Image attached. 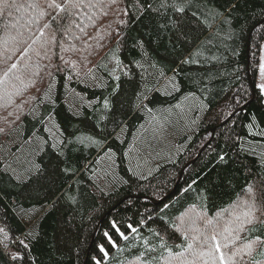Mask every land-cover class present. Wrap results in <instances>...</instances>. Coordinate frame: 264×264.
Listing matches in <instances>:
<instances>
[{"label": "trees", "instance_id": "obj_1", "mask_svg": "<svg viewBox=\"0 0 264 264\" xmlns=\"http://www.w3.org/2000/svg\"><path fill=\"white\" fill-rule=\"evenodd\" d=\"M131 3L125 0L121 5L128 8L129 16H117L109 9L95 27L89 26L83 39L90 47L85 49L81 41H75L81 50L63 54L76 62L75 69L56 56L53 64L63 70L55 72L54 78L45 77L43 83L35 78L36 87L27 89L14 78L0 85L2 90L15 84L29 97H36L11 124V135H0L4 146L0 148V264H95L97 259L103 264H140L137 258L144 251L143 241L158 243L154 231L160 230L161 216L178 222L193 204L201 205V196L206 195L205 210L215 217L244 199L249 185H259L264 179L259 156L251 155L254 149L249 145L264 146V102L257 87L264 0H205L208 9L223 17L210 18L212 27L203 34H190L194 50L205 36L210 39L199 47L195 63L184 65H178V58L186 56L184 47L173 52L167 36L158 40L155 20H136L138 13ZM117 20L128 23L122 26ZM97 34L102 39H95ZM113 54L123 64L116 74L121 77L119 100L111 98L115 115L108 113L107 119L99 120L102 99L116 84L108 65ZM18 57L19 53L13 61ZM5 67L0 65V75ZM161 67L166 73L163 77L158 76ZM174 68H178L177 89L169 83ZM90 70L99 74V83L89 85ZM125 70L131 79L123 75ZM22 75L27 83L30 74ZM49 80L54 94L45 100ZM143 94L148 99L141 105L136 97ZM52 123L73 143L62 149L58 145L64 153L59 157L47 145L44 153L29 156L37 137L54 143L44 131ZM80 135H92L104 141V146L75 142ZM13 152L41 164L45 174L39 181H19L2 170L7 162L17 167ZM220 155L225 156V163L219 161ZM64 167L71 172H63ZM113 222L128 235L127 241L115 235ZM128 224L138 228L135 238ZM257 228L251 238L264 235V225ZM105 232L113 236L117 248L108 243ZM169 242L180 243L179 234ZM100 245L108 257H103ZM11 252L24 258L13 260ZM254 259L264 264L259 253Z\"/></svg>", "mask_w": 264, "mask_h": 264}, {"label": "snow or ice", "instance_id": "obj_2", "mask_svg": "<svg viewBox=\"0 0 264 264\" xmlns=\"http://www.w3.org/2000/svg\"><path fill=\"white\" fill-rule=\"evenodd\" d=\"M124 2L125 0H0V63L6 65L3 74L0 75V85H6L14 78L24 86V89H27L30 85L36 87L35 78H39L40 83L44 82L45 77L54 78L55 72L63 70L60 65L53 64V57L56 56L64 65H70L72 69H75L76 62L65 59L63 54L81 50L77 48L75 41H81L85 49L90 47L83 37L88 35L89 26L95 27V22L100 16L108 15L109 9H112L117 16L120 14L129 16L128 8L121 7ZM131 7L138 13L136 20H140L141 17L150 21L155 20L157 39L167 36L168 44L172 46L173 52H176L178 46L184 47L186 56L178 58V65L195 63L194 55L198 56L199 47L210 39L205 36L201 45L194 50L190 47L192 44L190 34L194 32L203 34L206 28L212 27L208 23L210 18L215 21L218 17H223V13L208 9L205 0H132ZM232 7H235V4ZM116 22L122 26L128 23L124 20ZM94 38L102 39L99 34ZM117 43L119 44L120 41ZM17 53L19 57L13 61ZM111 58L115 60V69L123 67L122 61L115 54ZM10 61L12 62L9 63ZM21 61H23L22 65ZM42 61H48V63L42 64ZM151 67L156 68L157 65L152 64ZM171 71L173 75L169 78V83L172 84L173 89H177L175 79L178 68ZM22 74H30L27 83ZM260 74L264 78V63L260 65ZM76 75L79 76V72ZM87 75L95 79L91 70ZM110 75L116 84L111 87L108 96L102 99L99 120L107 119L108 113L114 116L115 104L111 98L115 97L117 101L119 100L121 77L115 74V70ZM123 75L131 79L129 71H123ZM165 75L161 67L158 70V76ZM66 79L70 80L72 77L68 76ZM257 87L264 91V83L258 84ZM37 91L39 92V88ZM50 94L51 80L43 93V98H50ZM22 97L23 90L15 84H11L10 87L5 86L0 90V107L8 108L15 104L9 116H15L18 120L24 105L36 99V97L27 99ZM15 98H21L19 104L15 103ZM136 99L143 105V101L147 100L148 96L147 94L137 95ZM31 111L34 113L35 109ZM49 120H52V113H49ZM5 122L8 127H0V135L8 137L11 135L9 131L11 123L6 118ZM44 131L49 133V138L53 139L54 143L49 145L48 139L37 137L35 148L29 156H39L44 153L47 145L59 157L64 153L58 150L57 146H61L62 149L73 143L72 139L64 137V132L57 123H52L50 127L45 126ZM123 131L124 129L121 128L120 132ZM85 141L97 147L104 146V141L97 140L92 135L75 136V142L83 144ZM25 143H32V141L26 140ZM3 147L0 145V148ZM107 151L111 154V149ZM11 154L15 157L14 163L17 167H13V162H7L2 170L13 173L17 180L39 181L45 174L44 168L34 159L20 158L15 152ZM251 155L256 156L254 150ZM219 161L225 163V156L220 155ZM259 164L264 168V152L259 155ZM61 170L65 173L71 172V169L67 167ZM100 191L103 192V189L100 188ZM244 192V199L234 202L229 209H222L215 217H209L205 210L209 198L206 195L201 196V205L193 204L179 217L178 222L165 221L161 216L160 220L163 223L160 230L154 231L158 243L153 245L148 240L143 241L144 251L137 258L140 264H260L259 260L254 259V255L259 253L260 256H264V235L251 237L252 233L259 231L257 225H264V179L259 185H249ZM69 198L74 200L72 197ZM167 207V205L164 206V208ZM112 228L116 236L125 241L128 240V235L121 231L115 222L112 223ZM127 228L134 238L138 235L139 230L134 225L128 224ZM177 233L180 243H170L169 241L173 240L174 234ZM104 235L113 248L118 247L112 235L108 232ZM20 243L24 248L28 247L23 241ZM99 251L103 257H108L109 253L103 245L99 246ZM152 253L156 255H151ZM23 258L18 254L12 255L13 260ZM95 264H103V261L97 259Z\"/></svg>", "mask_w": 264, "mask_h": 264}, {"label": "rangeland", "instance_id": "obj_3", "mask_svg": "<svg viewBox=\"0 0 264 264\" xmlns=\"http://www.w3.org/2000/svg\"><path fill=\"white\" fill-rule=\"evenodd\" d=\"M262 63H264V43H263V46H262V49H261L260 65H261ZM0 65L2 66V64H0ZM108 65H109L111 71L113 72V71L115 70V74H117V69H115V60H114V59H110V60L108 61ZM259 68H260V66H259ZM94 75H95V79H93V78L90 76L91 83H90L89 85H93V84H97V83H99V82H98V76H99V74L96 73V72H94ZM260 83H264V78L261 77L260 69H259V73H258V77H257V85L260 84ZM16 84H17V85H22V84H20V82H17ZM100 84H101V83H100ZM51 91H52V93H51V97H50V98H47V99H45V100H49V99H51V98L53 99L52 94H54V84L51 85ZM261 92H262V94H263V102H264V91H261ZM68 93H70V91H69V89H68V87H67V90H66V97L68 96ZM28 97H29L28 94L23 93V97H22L23 99H27ZM20 99H21V98H15V103H16V104H19V103H20ZM26 106H27V104L24 105V107H23V111H24V109H25ZM14 107H15V104H14L12 107H8V108L0 107V124L5 125V126H8V124L5 122V118H6L7 121H8L9 123H11V124H13V123H12L13 121H14V122L16 121L15 116H9V113H10V112H13ZM23 111H22V112H23ZM22 112H21V113H22ZM21 113H19V115H20ZM48 127H49V125H48ZM168 133H170V132H168ZM168 133H167V134H168ZM255 133H256V135H262V133H258L257 131H256ZM249 145L252 146V148L254 149L255 153H256L258 156L260 155L261 152H264V146H263L262 144H259V143H252V144H249ZM99 183H100L101 187L104 186V181H103V180H100ZM11 253H12V255L14 254L13 252H11Z\"/></svg>", "mask_w": 264, "mask_h": 264}, {"label": "water", "instance_id": "obj_4", "mask_svg": "<svg viewBox=\"0 0 264 264\" xmlns=\"http://www.w3.org/2000/svg\"><path fill=\"white\" fill-rule=\"evenodd\" d=\"M241 108H242V107H241ZM241 108H240V109H241ZM240 109H239V110H240ZM233 115H234V113H233L228 119H230ZM228 119H227V120H228ZM227 120H226V121H227ZM226 121H225V122H226ZM225 122H222L219 126H221V125H222L223 123H225ZM213 131H214V130H213Z\"/></svg>", "mask_w": 264, "mask_h": 264}]
</instances>
